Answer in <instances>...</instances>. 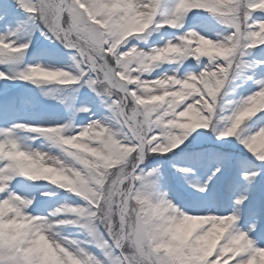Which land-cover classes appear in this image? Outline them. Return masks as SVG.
<instances>
[{"label": "snow or ice", "instance_id": "snow-or-ice-1", "mask_svg": "<svg viewBox=\"0 0 264 264\" xmlns=\"http://www.w3.org/2000/svg\"><path fill=\"white\" fill-rule=\"evenodd\" d=\"M14 2L26 14L27 23L33 31H39L46 38L59 41L65 48L74 51L75 54L72 55L71 59L74 62L76 74L71 72L68 81L58 84H86L95 94V97H98L111 113L109 117L101 120H90L88 124L106 127L115 125L122 130L121 135L126 137L123 142L130 147L136 146L138 150L131 157V163L129 164L131 175L128 176L127 180H123L122 177H115V183H113V178H109L108 183L105 185V190L100 193L98 199H94L91 202L83 199L84 205L72 206L63 204L37 221L38 224H47L54 229L66 225L78 226L86 230L90 239L82 242L69 239L68 237H56L53 239L51 234H49L50 246L47 249H37L26 257L16 255L12 251L11 245L0 242V264H72L73 261H75V264H158L154 255L145 253L139 244H137L135 252L129 247V230L126 225L122 229L118 226H113L114 221L109 218L106 200L111 197L113 215H116L126 199L131 200L133 196L141 201L150 200L151 190L154 188V181L151 178L157 174V171L155 169L144 171L141 165L144 163L145 156L149 152L157 154L152 152V149L155 148L156 144L164 142L165 128L174 124H181V117L192 118L190 114L193 113L196 117V112L189 108V105H193L196 101H199L200 105L205 103L214 105V111L211 113L205 111L204 115L210 118L212 131L217 133V139L219 140L236 137L245 146L257 133L264 130V127H261L258 131L246 136L239 134L242 125L248 120L245 119L239 124L235 135L230 134L228 131L235 122L237 114L245 106L247 98L264 90V78L255 80L254 83L258 86V90L236 102L228 114L223 113L228 104H232V102L230 101L224 105L219 104L223 96L220 95L213 99L204 87V78L209 72L225 73L228 76L227 82L230 78H235L237 73L242 72L249 66L244 57L248 56L252 49L260 48L264 51V43H256L251 47L247 46L246 43L237 50L235 56L230 57L227 61H209L202 54L198 58L197 52L191 49L184 51L185 39H190L192 34L197 33L196 31L184 32L182 35L175 36L174 40H168L163 45L152 47L145 52L133 44L132 40L146 41L147 36L141 35L139 38H129L123 42H118L108 36L107 29L101 23L109 13L115 14L126 6L130 9H139L141 13L149 15L150 27L147 29L148 35L167 27L177 30L182 28V18L193 10H206L223 24L224 17L221 15V11L215 7L218 0H207V7L190 6L192 0H177L174 12L163 20L155 19L159 0H14ZM233 7L235 9V18L231 26L227 27L229 31L222 37H217V39L227 42L228 40L235 41L243 38L248 43H252L251 34L258 32L261 26H264V19L253 17L254 12H264L262 0H234ZM12 35L14 36L15 32ZM29 46L30 41L17 43L16 40L0 36V62H3L2 58L15 59L17 54L25 52ZM134 46L136 47L135 54L145 53L153 56L155 63L150 71H133L136 68V64L128 62L127 54ZM169 46H171V51L175 53L171 58V62L177 61L179 65H182L185 60L194 58L197 64L200 65L199 70L194 73L188 72V74L181 77L178 75V67L172 70L171 74L165 71L162 75L148 79L147 76L151 75L154 66L168 62L161 60L162 54L159 50L165 49L167 52ZM202 58H207L208 62L204 63ZM256 65H264V60H257ZM34 68L44 69L46 67L41 64L29 65L26 70L18 74V77H11L8 73L0 71V80L18 78L26 82L37 83L38 81L56 80L63 74L56 72L51 77H48V74L43 71L33 74L30 69ZM191 68V65H187L185 71ZM129 76L139 77L140 81L159 82L161 87L167 88L170 92H177L181 87H192L199 91V95L190 96V99L188 98L183 103L174 106V109H165L162 112L156 109L148 113L140 130H137L129 119V109L140 99L141 87L139 81L130 80ZM247 79L251 80L252 77L249 76ZM192 81L197 83H192ZM78 111L88 113L90 109L81 107ZM114 114L115 120L113 119ZM216 117H219V119ZM261 120H264V117H260L256 123H260ZM210 125L206 126V128L208 129ZM35 127L38 126L13 124L10 127L0 129V144L4 145L5 153L11 150L13 144L19 145L17 139L13 138V133L21 129L29 131V129ZM83 129L84 127L80 131H83ZM191 133L185 134L183 141ZM173 148H176L175 144H173ZM254 156L260 162H264V155ZM11 168L12 163L9 158L0 156V177H3V179H0V205L5 206V221H11L16 218V215L21 211L28 212L27 209L33 204L35 199V197H22L17 192L9 190L8 183L16 176L11 171ZM182 171L187 170L182 169ZM216 171H220V169L217 168ZM255 175L257 173L250 172L246 174V178L251 179ZM121 183L123 188L118 187ZM193 186L200 191L204 190L199 185ZM123 189H128V191ZM138 189L140 190L138 191ZM40 195H55V193L41 192ZM245 199L247 197H241L235 201V204L242 205ZM8 206H16V213L8 211ZM70 207H74L84 219L75 224L59 223V221L75 219L74 216L66 215L72 214ZM202 215L223 217L229 214L215 215L210 210H206ZM216 227L218 226L212 225L213 229ZM249 230L255 231V226H252ZM252 241L253 250L264 249L258 243V241H264V235H260L257 240L252 239ZM92 247L99 249L100 254L97 255L95 252L90 251ZM24 251H27V249H24ZM247 258L248 253L246 252L232 259L231 264H239V261ZM205 260L206 264H224L223 255H218L215 248L207 254ZM169 264H178V262H169Z\"/></svg>", "mask_w": 264, "mask_h": 264}, {"label": "clouds", "instance_id": "clouds-1", "mask_svg": "<svg viewBox=\"0 0 264 264\" xmlns=\"http://www.w3.org/2000/svg\"><path fill=\"white\" fill-rule=\"evenodd\" d=\"M233 4L234 0H218L215 4L224 17L223 24L226 27H230L235 18ZM194 5L208 6L207 0H192L190 6ZM101 23L107 29L108 36L118 42L139 38L140 34L150 27L147 13L126 6L115 14L109 13ZM251 41L252 43H248L241 38L225 42L222 39L214 40L195 33L190 39H185L184 51L191 49L197 52L198 58L202 54L209 61H227L246 43L249 47L256 43H264V26H261L258 32L251 34ZM159 51L162 54V61L171 62L175 54L171 51V46L167 52L165 49ZM135 53L134 46L127 54L128 62L136 64L133 71H150L155 63L153 56ZM30 71L33 74L43 71L48 77L56 72L63 73L58 79L50 81L56 83L68 81L71 75V72H66L64 69L47 67L34 68ZM129 79L139 81L141 87L140 99L129 109V119L137 130H140L148 113L156 109L161 112L165 109H174V106L183 103L190 96L199 95V91L192 87H181L177 92H170L167 88L161 87L159 82L140 81L139 77L131 76ZM227 80L228 76L223 72H209L204 78L205 90L215 99L225 89ZM192 83L197 82L192 81ZM189 108L196 112V117L194 119L181 117L187 119L180 118L181 124L165 128L164 142L156 144L152 152L167 154L174 149L173 144L178 147L183 142L185 134L210 125V118L205 116L204 112H213L214 105L207 103L200 105L199 101H196L193 105H189ZM261 111H264V90L247 98L245 106L228 130L229 133L235 135L240 123ZM113 119L115 120V114ZM73 123L29 129L30 132L39 133L48 148L59 150L60 155H53L49 151L26 150L19 143V145L13 144L7 153L4 151V145L0 144V156L9 158L12 163L11 171L16 175L31 181L50 182L91 202L99 198L109 178H113V183L115 177L127 180L131 175L129 172L131 157L138 149L123 142L126 137L121 135L122 130L115 125L106 127L88 124L83 131L73 135ZM245 147L253 155H264V130L257 133ZM150 154L151 152L145 156V160ZM118 187L123 188V184ZM123 190L128 191V189ZM111 203L109 197L106 200L109 218L114 221V227L118 226L122 229L127 226L129 247L135 252L139 244L145 253L154 255L158 264H169V262L206 264L205 257L214 248L218 255H223L224 264H229V261L246 252L248 258L239 261V264H264V249L253 250V241L239 226L240 216L237 213L223 217L191 214L171 200L166 191L158 189L152 193L150 200H137L135 196L131 200L126 199L116 215L112 213ZM8 211L16 213V206H8ZM70 211L75 219L59 221V223L75 224L84 219L74 207H70ZM4 216L5 206L0 205V242L11 245L16 255L26 257L37 249H47L51 244L49 234L53 239L60 237L59 233L49 225L38 224L37 221L42 219L39 216H32L31 213L23 211L11 221H5ZM213 224L218 227L213 229ZM72 264H75V261Z\"/></svg>", "mask_w": 264, "mask_h": 264}, {"label": "rangeland", "instance_id": "rangeland-1", "mask_svg": "<svg viewBox=\"0 0 264 264\" xmlns=\"http://www.w3.org/2000/svg\"><path fill=\"white\" fill-rule=\"evenodd\" d=\"M176 3L177 0H159L155 19H165L162 18L164 14L161 13L160 6L165 5L170 16L174 12ZM14 6V2L0 0V36L16 40L17 43L30 41V46L25 52L17 54L13 60L2 58L0 71L8 73L11 77H18V74L26 70L29 65L41 64L50 69H64L76 74L74 62L71 59L75 54L74 51L65 48L59 41L46 38L39 31H33L27 23L26 14L22 10L16 12ZM253 17L264 19V12H254ZM189 21L190 24H187L186 22ZM182 23L183 27L178 30L167 27L152 32L151 35H148L146 31L145 34H140L147 36L146 41L134 39L132 43L147 52L160 38L179 36L192 29L191 24L196 25V28L201 23L209 24V32L212 35H208V38L214 40L229 31L206 10H193L187 13L182 18ZM13 32H15L14 36ZM201 35L207 37L204 32ZM244 60L249 66L237 73L235 78H230L221 93L223 99L219 101V104L224 105L232 102V104H228L223 114H228L236 102L255 93L258 86L254 81L264 78V71H262L264 65H256L257 60H264V51L260 48L252 49L250 54L244 57ZM202 61L208 62L207 58H202ZM194 62L197 63L192 58L185 60L182 65H179L177 61L160 63L154 66L151 75L147 78L153 79L165 71L169 73L178 67L180 70L181 67ZM249 76L252 77L251 80L247 79ZM81 107H88L90 112H79L78 109ZM92 109L97 112L96 117L99 120L111 116L106 106L83 83L60 85L50 81L32 83L18 78L0 80V129L13 124L49 127L74 122L73 133H76L88 125L93 116ZM190 115L193 119L195 118L194 113ZM256 115L242 125L239 134L246 136L264 127V120L256 123L259 119ZM216 118L219 119V117ZM210 129L211 125L208 129L192 132L178 147L167 154H150L147 157L141 167L145 172L153 169L157 171V174L151 178L154 181V188L151 191L152 193L157 189L166 191L169 198L176 204L179 205L181 201L185 202L183 204L185 207L182 208L191 214H204L206 210H210L215 215L236 212L240 216L239 226L241 229L246 231L251 239L257 240L258 236L264 235V163H258L240 150H236L238 152L236 155L225 153L221 147L231 143L233 137L219 140L216 138L217 134L210 133ZM13 138L17 139L21 147L26 150L49 151L53 155H60L59 150L48 148L39 133L21 129L13 133ZM194 145H196L195 147L208 146L203 150L195 149L187 154H177L186 147H194ZM166 161L172 165L176 164L177 171L187 170L184 172L192 176L187 186L185 185L182 189L178 188L168 173ZM217 168L220 171H216ZM250 172H255L257 175L248 179L246 174ZM176 175L180 177L178 173ZM193 185H199L204 190L200 191ZM8 188L22 197H35L27 211L39 217L47 216L49 212L63 204L72 206L85 204L81 197L43 180L31 181L16 175L8 183ZM41 192L55 193V195L41 196ZM241 197H247V199L242 205H236L235 201ZM66 215L74 216V214ZM252 226H255V231L249 230ZM55 230L61 238L68 237L81 242L90 239L86 230L78 226L66 225ZM258 243L264 247V241H258ZM90 251L97 255L100 254V250L95 247L90 248Z\"/></svg>", "mask_w": 264, "mask_h": 264}, {"label": "trees", "instance_id": "trees-1", "mask_svg": "<svg viewBox=\"0 0 264 264\" xmlns=\"http://www.w3.org/2000/svg\"><path fill=\"white\" fill-rule=\"evenodd\" d=\"M9 2H14V0H8ZM14 7H15V10L16 12H20L21 9H19L17 7V5L15 4L14 2ZM160 11L162 14H164V16L162 18H167L169 17V12L167 13L168 9L166 8L165 5H163V7L160 6ZM15 12V11H14ZM161 18V19H162ZM264 115V111H261L258 113V115H256V117L260 118V117H263ZM210 133L212 134H217L216 132L212 131V128L210 129ZM217 138V136H216ZM227 143V142H226ZM190 145H193V144H190ZM196 145H194V147H189V148H185L183 150H181L180 152H178L177 154L181 155L180 153L182 154H187L188 152H192L194 151L195 149L197 150H203L204 148H207L208 145H199L197 147H195ZM223 149V151L225 153H234L235 155L238 153L236 152V150H240V151H243L244 154H247L249 157L253 158L254 160H256L258 163H264V162H260L252 153H250L246 148L245 146H243L240 141L236 138V137H233L232 138V141L231 143H227L225 144V146H222L221 147ZM216 151V150H215ZM218 152V151H216ZM221 153V152H220ZM175 165H172L170 163H168L166 161V166H167V170H168V173L170 174V176L172 177V179L174 180V182L176 183V185L178 186V188H183L185 187V185L187 186V183L190 181V178L192 177L191 175H189V173H185L184 171H177L175 169ZM176 173H178L180 175V177H178L176 175ZM48 184H50V182H48Z\"/></svg>", "mask_w": 264, "mask_h": 264}, {"label": "bare ground", "instance_id": "bare-ground-1", "mask_svg": "<svg viewBox=\"0 0 264 264\" xmlns=\"http://www.w3.org/2000/svg\"><path fill=\"white\" fill-rule=\"evenodd\" d=\"M187 24H190V21L189 22H186ZM192 23V22H191ZM191 26H193L192 27V29H190L191 31H196L197 33H199L200 35H201V33L202 32H204L205 34H206V36L207 37H209L208 35H212V34H210V29H209V24H207V23H201L200 25H198V28H196L195 26L196 25H194V24H191ZM189 30V31H190ZM182 35V34H181ZM176 36H178V35H176ZM174 37L175 36H170V37H167V38H160L156 43H155V45L153 46V47H155V46H160V45H163L166 41H168V40H174ZM211 37V36H210ZM40 58V57H39ZM187 65H191L192 66V68L191 69H188L187 71H185V69H186V67H187ZM187 65H185V66H183V67H181V69L179 70V73H178V75H180L181 77L182 76H184V75H186V74H188V72H195V71H198L199 70V68H200V65L199 64H197V63H188ZM168 74H171V72H169ZM162 75V74H161ZM148 77V76H147ZM190 99V98H189ZM92 117H91V119L90 120H99V118L97 119V112H95V111H93V109H92ZM91 116V115H90ZM183 204H185V202H180L179 203V206L182 208L184 205ZM185 207V206H184ZM33 215V214H32ZM35 216V215H34Z\"/></svg>", "mask_w": 264, "mask_h": 264}]
</instances>
